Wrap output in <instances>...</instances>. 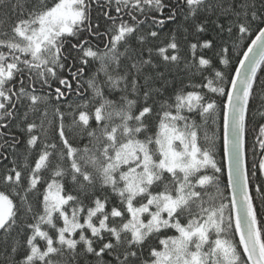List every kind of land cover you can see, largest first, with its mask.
Wrapping results in <instances>:
<instances>
[{"label":"snow or ice","instance_id":"6c2138e0","mask_svg":"<svg viewBox=\"0 0 264 264\" xmlns=\"http://www.w3.org/2000/svg\"><path fill=\"white\" fill-rule=\"evenodd\" d=\"M0 12V159L13 157L0 183L18 199L0 191V264H264V151L249 170L245 148L264 0H0ZM182 60L177 86L160 69ZM208 93L225 98L229 203Z\"/></svg>","mask_w":264,"mask_h":264},{"label":"trees","instance_id":"16d2710c","mask_svg":"<svg viewBox=\"0 0 264 264\" xmlns=\"http://www.w3.org/2000/svg\"><path fill=\"white\" fill-rule=\"evenodd\" d=\"M2 15H3V13L0 12V16H2ZM149 26H151L150 21L146 22L145 27H149ZM174 27H175V25H169L168 28H165L163 30H160L158 28H154L153 30H157L159 32V35L157 38H155L152 41V45L153 46H161V47L165 46L166 43L168 42V40L170 39L169 29L174 28ZM189 39H193V38L189 37ZM248 43H250V40H245L243 42H240L239 48L233 49V52L231 54V61H230L228 68H224V66H222V65L220 66V68L224 69L226 77L232 74L230 70L236 66V61L239 58L237 53L242 55V51L246 50V45ZM181 44H182V50L180 52L181 57L189 56L190 53L186 50V46L183 45V41H181ZM231 46L232 45L230 43V47ZM183 69H184V62L182 60L179 66H162L160 70L164 71L166 73V75L170 79H173L176 82L177 86H179L181 83V80H184L185 82H187L185 72L183 71ZM257 76H258V82H257V86H256V92H255L254 98H253L252 103H251V111L248 113L247 120H246L245 148H246L247 166H248L249 170H251L253 161L258 160L259 154L262 151H264V150L260 149L259 143H258V137H260L259 126L261 124H264V118H262L258 114L260 111H264V106L261 105V100H260V97L262 94L260 82H264V66H262L261 70H258ZM225 86L227 87V85H225ZM37 87H39V85H37ZM105 91L107 92V90H105ZM169 91H171V89H169ZM204 91L206 92L207 90L205 89ZM208 96H210L216 100V102H217V113H216L215 123L213 124L211 121H209V123L207 125H205L204 127L207 130L209 136H211L213 133L215 134L216 149H215L214 155H215V159H216L217 164L222 166V169H223V171L221 173L217 174V176L219 177L218 184H219L220 190L224 193V196L228 197V199H225L224 202L229 203L230 192L227 189L228 177H227V170H226V162L224 161V158H223V114H222V106H223V102H224L225 98L220 97V96L213 94V93H208ZM109 98H113V97H109ZM68 99L77 100L79 98L70 96V97H68ZM43 107L44 106L41 105L42 110H43ZM33 119H35V122L37 123V125L40 124L41 120H40V114L39 113H36L35 116L33 117ZM47 120L55 121L57 125L59 123L58 118L53 115V109L51 107L48 108ZM198 122H199V120H198ZM93 124H94V121H93ZM2 131H3V129H0V132H2ZM12 131L18 136V138L23 136V134L17 132V130L15 128H13ZM49 135H51V132L49 133ZM199 135H200V144L202 146H206V142L203 139L204 131L202 130ZM260 138H264V137H260ZM71 142L73 143V146H78L80 148H83L84 145L88 143V139L85 136L82 140L77 138L75 140H72ZM40 147H41V145L38 142L37 148L33 152L34 158L38 154ZM254 149H255V151H254ZM20 151H21V153L24 151L23 147L20 148ZM12 159H13L12 156H9L8 160L0 159V172H2L4 170L3 169L4 165H7L8 167L12 166L10 163V161ZM209 173L211 174L210 169H209ZM255 187H256V185L254 184L252 186L251 192L256 197L257 201H259V196L257 195V193L255 191ZM0 191H4L6 194H9L10 197L14 199V201L18 202L17 197L14 195V193L11 191V189L7 188L2 183H0ZM226 214H227V210H226Z\"/></svg>","mask_w":264,"mask_h":264},{"label":"water","instance_id":"95a60500","mask_svg":"<svg viewBox=\"0 0 264 264\" xmlns=\"http://www.w3.org/2000/svg\"><path fill=\"white\" fill-rule=\"evenodd\" d=\"M226 170H227V163H226ZM228 177V176H227Z\"/></svg>","mask_w":264,"mask_h":264}]
</instances>
